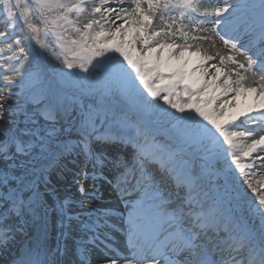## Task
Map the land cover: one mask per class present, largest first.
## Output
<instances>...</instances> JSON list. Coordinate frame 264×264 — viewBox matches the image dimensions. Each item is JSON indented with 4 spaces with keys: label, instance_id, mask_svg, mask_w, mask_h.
Instances as JSON below:
<instances>
[{
    "label": "snow or ice",
    "instance_id": "snow-or-ice-1",
    "mask_svg": "<svg viewBox=\"0 0 264 264\" xmlns=\"http://www.w3.org/2000/svg\"><path fill=\"white\" fill-rule=\"evenodd\" d=\"M0 43V250L36 233L13 264H66L70 239L100 264H264V0H0ZM69 156L80 199L51 186ZM101 178L122 212L90 207Z\"/></svg>",
    "mask_w": 264,
    "mask_h": 264
},
{
    "label": "bare ground",
    "instance_id": "bare-ground-1",
    "mask_svg": "<svg viewBox=\"0 0 264 264\" xmlns=\"http://www.w3.org/2000/svg\"><path fill=\"white\" fill-rule=\"evenodd\" d=\"M205 2H206V6H208V5L211 4L212 0H210V1L209 0H205ZM208 2H210V3H208ZM217 47H220L221 51H227L226 49H223L222 46H220V45H217ZM212 51H215V50L213 49ZM244 103H245L244 101H241L242 105ZM70 139L75 140L76 139L75 135L70 136ZM107 151H108V155L109 156H114L115 155V150L114 149L109 148ZM79 159L81 161L79 163H77V161H76V163H75L76 167L78 165L79 166H83V157H80ZM71 160H72L71 156L64 158L62 163L64 165H66V168L63 169V170H61L59 168H56V169H54L52 171V174H51V176H54L53 180H51V186L55 187V189L58 192V194H59L61 199H63L64 197H71L73 199H80V194L77 191V186H75V185L70 186L69 187L70 191H68V192L65 191V189L68 187V185L64 183V180H65V175L64 174L67 173V169H68L67 167H69L70 163H72V162H70ZM71 170L69 172L70 175H68L67 177L71 176L72 174L77 172L79 169L76 168L75 170H73V169H71ZM104 175L105 176H109V171L104 173ZM262 177H264V173L258 174L256 177H254V180H261ZM56 178L59 179V180H56ZM109 178H111V177L109 176ZM50 179H51V177H50ZM103 180H104L103 178H101L99 180V190L97 192V194L98 193L101 194L100 195L101 198L95 200L94 202H92L90 204V207H93V208H96V209H113L116 212H122L123 209H124V206H123L122 202L119 201L118 198H116L117 193L112 189V187H110L108 185H105V183H103ZM207 181H208V183H206ZM92 183H93L92 181H88L87 183H85V185H84L85 188H91ZM215 189H216V184L214 182H212L210 180H206L205 181L204 190H205V192L207 193L208 196L213 195L214 192H215ZM84 199L91 200L90 197H85ZM48 202H49L50 205H52L54 203V201L51 198L48 199ZM71 210L74 211V212L83 211L82 209H80L79 207H77L75 205L72 206ZM229 210L237 217L238 222H240V223L249 222V217H248V214L246 212V207L244 205H241V206H238V207L237 206H232ZM82 219L83 220H88V217L84 216V217H82ZM56 220H57L56 213L53 212L51 214V217H50V225H49L48 240H47L48 245L51 248H55L56 247L57 240H58V231L59 230H58V228L56 226ZM13 222H14V220H10L9 221V223H13ZM73 226L77 227V229H78V224H77L76 221H73ZM26 231H27V234H22V233L18 234L17 237H16L15 242L13 244H11L7 249L0 250V264H13V261H14L15 257L17 256L19 250L28 241L29 237H34L35 234H36L35 230H33L31 228L27 229ZM78 231L79 230H77V231L72 233V236L75 237L76 239H79V237L82 236L80 234V232H78ZM74 243L75 242L73 240H71V239L68 241L69 251H68L66 257L64 258L65 262H66V264H73L74 262H75L74 264H84V262H78V261L74 260V255H73V250H72V244H73V247H74ZM71 261L73 263H71Z\"/></svg>",
    "mask_w": 264,
    "mask_h": 264
},
{
    "label": "rangeland",
    "instance_id": "rangeland-1",
    "mask_svg": "<svg viewBox=\"0 0 264 264\" xmlns=\"http://www.w3.org/2000/svg\"><path fill=\"white\" fill-rule=\"evenodd\" d=\"M10 42V41H9ZM5 45L3 44V43H0V47H4ZM23 46H25V47H27V44L25 43ZM36 47H38V46H36ZM5 55H10V53H5ZM53 63H56V64H59V62H57V61H55L54 59H53ZM5 74H7V73H5ZM3 87V85L2 84H0V88H2ZM8 103H13V101H11V100H8L7 101ZM113 103H115V104H118L119 102L118 101H114ZM21 119H22V117H21ZM73 136V135H72ZM161 138H163V137H161ZM71 159V158H70ZM81 160L80 159H78L77 160V163H79ZM76 163V162H75ZM75 163H70V166L69 167H67L68 169H67V173H65L64 175H65V180H64V183L65 184H67L68 185V187L65 189V191L66 192H68V191H70V186H73V185H75L76 186V184H74L73 183V179H74V174H72L71 176H69V177H67L68 175H70L69 174V172H70V170L71 169H73V170H75L76 168L77 169H79L80 170V168L82 167V166H79L78 164V166L76 167V164ZM194 163H197L198 164V162H194ZM75 166V167H74ZM78 170V171H79ZM72 171V170H71ZM52 174V173H51ZM54 175V174H53ZM51 177V179L50 180H53V178H54V176H50ZM55 180V179H54ZM56 180H59V179H57L56 178ZM206 183H208V181L206 182Z\"/></svg>",
    "mask_w": 264,
    "mask_h": 264
}]
</instances>
